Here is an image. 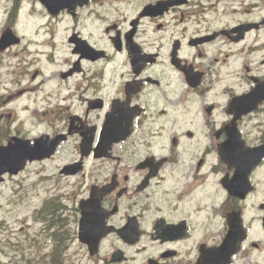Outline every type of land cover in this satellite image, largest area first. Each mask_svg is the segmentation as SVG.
Wrapping results in <instances>:
<instances>
[{
  "label": "flooded vegetation",
  "instance_id": "1",
  "mask_svg": "<svg viewBox=\"0 0 264 264\" xmlns=\"http://www.w3.org/2000/svg\"><path fill=\"white\" fill-rule=\"evenodd\" d=\"M73 1L56 15L41 7L61 65L44 80L66 86L74 103L48 136L66 134L57 156L89 169L78 190L45 207L56 249L45 243L44 264H264V188L255 183L264 161L243 199L225 189L246 190L240 171L250 165L229 129L247 147L264 145L260 130L246 131L264 128V91L247 113H230L264 82V0ZM105 118L121 139L104 157L62 151ZM82 217L89 244L78 239Z\"/></svg>",
  "mask_w": 264,
  "mask_h": 264
},
{
  "label": "rangeland",
  "instance_id": "2",
  "mask_svg": "<svg viewBox=\"0 0 264 264\" xmlns=\"http://www.w3.org/2000/svg\"><path fill=\"white\" fill-rule=\"evenodd\" d=\"M29 5L26 4L24 6L26 11L21 15L20 21L23 26H20L21 31L23 28H27L29 26V24L25 22L26 18L34 19L33 16L28 15L31 12ZM7 7H10L9 0H0V30L7 24L8 21V16L1 13L3 10L7 11ZM9 56H12V54L8 53L4 55V57ZM19 68L20 66L14 67L12 75L15 73L17 74L12 77L13 79H17L20 75L22 76L24 71L23 66L22 68ZM9 80L13 82V80ZM36 169H38V167H36ZM37 180L38 178L33 176L32 171L29 170L17 177L6 178L5 182L0 185V222L5 223L4 225H0V247L6 242L8 237L9 241H17L20 245H23V241L27 237H31L34 233V230L29 233L27 229L23 227L26 226L24 225L25 220L29 222L26 215L32 211V208L35 205H39L40 202V186L37 188L38 191L34 192L33 186L31 185L37 183ZM9 232H11V234L7 237ZM18 232H20L19 238L17 237Z\"/></svg>",
  "mask_w": 264,
  "mask_h": 264
},
{
  "label": "water",
  "instance_id": "3",
  "mask_svg": "<svg viewBox=\"0 0 264 264\" xmlns=\"http://www.w3.org/2000/svg\"><path fill=\"white\" fill-rule=\"evenodd\" d=\"M37 151L20 150L14 146L0 148V175L5 172L16 174L21 171L28 160H33ZM1 180V179H0Z\"/></svg>",
  "mask_w": 264,
  "mask_h": 264
}]
</instances>
